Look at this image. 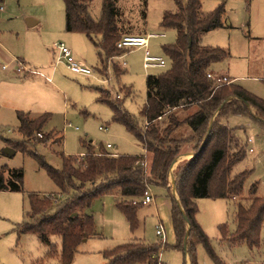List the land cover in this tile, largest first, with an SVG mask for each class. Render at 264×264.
Wrapping results in <instances>:
<instances>
[{
	"label": "rangeland",
	"instance_id": "374dc122",
	"mask_svg": "<svg viewBox=\"0 0 264 264\" xmlns=\"http://www.w3.org/2000/svg\"><path fill=\"white\" fill-rule=\"evenodd\" d=\"M102 2H89L88 10L94 19L101 15ZM219 5L224 8V25L200 36L201 44L217 46L229 53L227 58L212 65L213 71L229 78L237 77L232 84L264 99V0H201V11L210 12ZM0 6V167L19 169L23 174L20 191L0 190V264H62L58 235L49 236V246L36 234L16 228L27 219L30 194H58L59 201L66 197L59 193L45 168L29 151L57 169L62 165L57 151L79 158L86 153L84 142L89 141L95 153L105 150L113 154H142L144 150L136 138L122 124L111 121V110L106 103L98 101L97 88L109 91L111 99L120 100L125 110L143 124L140 110L146 98L145 77L165 71L168 63L165 67L145 68V48L138 47L126 48L112 59L106 60L104 55L100 58L98 49L85 33L65 30L63 0H3ZM117 6L135 33L164 34L148 38L147 50L151 56H161L167 62L162 45L173 43L176 33L160 22L164 11L177 9L174 0H117ZM28 19L34 23L29 25ZM58 43L69 47L74 60L89 67L92 74L70 71L65 60L58 59L55 45ZM19 63L29 72L16 73ZM114 63L123 69L119 76L113 73ZM123 85L130 88L128 94L119 90ZM16 111L30 118L47 114L42 131L59 133L61 143L38 142L34 146L27 143L25 151L14 149L7 140H23L17 129ZM252 112L257 115L254 109ZM223 123L233 130L245 149L244 157L233 166L231 175L242 171H248V175L242 192L236 197L198 198L196 219L213 250L226 264H264V223L261 245L253 249L245 243L224 244L218 230L221 223L227 225L229 232L234 228L238 202L248 204L254 197H264V125L246 114L229 115ZM107 143L112 147L106 148ZM6 148L13 152H5ZM194 154L195 150L180 153L177 156L181 158L180 163L170 167L167 186L171 192H175L176 168ZM150 193L155 203H160V216L169 241V198L162 191ZM58 207L54 203L47 213L52 214ZM88 212L93 215L96 235L78 244L70 264H105L104 250L117 244L151 243L160 239L155 235L157 218L152 204L137 208L136 225L132 229L116 206L113 194L96 198ZM196 256L198 264H214L202 244L196 246ZM159 259L162 264H183L184 255L167 248L161 250Z\"/></svg>",
	"mask_w": 264,
	"mask_h": 264
},
{
	"label": "trees",
	"instance_id": "16d2710c",
	"mask_svg": "<svg viewBox=\"0 0 264 264\" xmlns=\"http://www.w3.org/2000/svg\"><path fill=\"white\" fill-rule=\"evenodd\" d=\"M3 0H0V3ZM91 0H63L65 30L80 31L94 43L100 58L112 59L125 52L116 46L123 35H137L117 6V0H103L99 18L88 10ZM177 9L164 11L160 24L175 30L173 43L162 45L168 68L160 74H147L146 98L140 115L143 124L129 114L110 92L97 88L98 101L111 110V121L122 124L148 155L113 154L105 150L95 153L84 142L86 153L79 158L57 151L60 169L45 163L41 156L29 151L57 185L58 194L29 195L27 219L17 225L20 232H31L49 246L50 235L60 237V260L70 264L78 244L96 235L93 215L88 212L94 200L105 194L115 196L116 206L123 212L131 229L136 225V211L143 205L139 199L150 186L166 188L171 199V222L175 238L170 248L184 255L183 264H198L196 246L202 244L214 264H226L212 248L208 236L199 225L196 214L198 198H232L240 195L248 171L231 175L233 166L245 155L244 146L223 120L232 114H246L264 125V99L237 84H218L207 77L212 65L227 58L228 51L217 46L203 45L201 34L224 25V8L219 5L210 12L201 11V0H174ZM127 25V26H126ZM103 62V59H102ZM167 65V64H166ZM113 64L119 76L123 69ZM106 66H103V71ZM119 90L128 94L129 87ZM254 109L256 116L252 110ZM18 131L23 140H7L14 149L25 151L29 143H61V135L42 131L48 115L30 118L16 111ZM55 138V140H53ZM195 150L174 174L175 192L169 190L171 164L182 152ZM23 174L19 169L0 167V190L20 191ZM59 207L47 213L54 204ZM264 223V197H254L248 204L237 203L234 228L218 226L220 241L245 243L250 249L261 245ZM164 243L127 241L104 250L105 264H155Z\"/></svg>",
	"mask_w": 264,
	"mask_h": 264
},
{
	"label": "built area",
	"instance_id": "2783aa9c",
	"mask_svg": "<svg viewBox=\"0 0 264 264\" xmlns=\"http://www.w3.org/2000/svg\"><path fill=\"white\" fill-rule=\"evenodd\" d=\"M0 9H2L1 6H0ZM152 36H164V34H159V35L148 34L147 36H143L140 34L123 35L118 40L116 46L118 48H122V49L130 48V47L145 48L144 58H143V65L145 68L165 67L167 62L164 60V58H162L161 56H151L149 51L147 50L148 38H150ZM55 45L59 51L58 59L59 60H61V59L65 60L66 65L70 71H72L73 73H79V74H84V75H91L92 74V70L89 67H86L84 64L79 63V62L74 60L69 47H67L63 43H58ZM3 68L6 69V67H4V66H3ZM23 72H29V70H27L23 64L19 63L16 67V73L21 74ZM31 73H33V72H31ZM207 77L214 78L218 84H229L234 80L233 78H229L227 76H222V75H216V74L211 73V72L207 73ZM100 129H102V128L100 127ZM248 141H250V139H248ZM106 147L111 148L112 146L109 143H107ZM249 151H252L251 147H249ZM151 201H152V195H151L150 190L148 188L144 191V193L142 195L141 203L146 204V203H149ZM155 232L160 237L161 242L164 244L166 242V236H165V232H164V229H163L161 224H157L155 226ZM159 256H160V254H159ZM155 264H162V262L160 259L158 260V258H157V261Z\"/></svg>",
	"mask_w": 264,
	"mask_h": 264
},
{
	"label": "crops",
	"instance_id": "0c3cea01",
	"mask_svg": "<svg viewBox=\"0 0 264 264\" xmlns=\"http://www.w3.org/2000/svg\"><path fill=\"white\" fill-rule=\"evenodd\" d=\"M225 76H226V75H225ZM233 78H237V77H233ZM106 148H107V147H106ZM143 150H144V149H143ZM142 154H144L145 156L148 155V154L146 153L145 150H144V152H143ZM137 155H138V154H137ZM180 161H181V158L178 157L177 160L175 159V161H174V163H173V165H172L171 167H173V168L176 167V166L178 165V163H180ZM171 177H172V176H171ZM152 191H162V192H164V195H165L166 197L169 198L170 204H169V206H168V210H169V213H170V235H169L170 239H169V241L166 240L165 244L167 245V248H168V249H173V248H170V246L174 245V243H175V238H174L173 229H172V222H171V199H170V197H169V195H168V192H167L168 190H167L166 188H164V187L154 186L152 189H150V192H152ZM171 193H173V192H171ZM151 195H152V201L149 202V203L143 204V205H150V204L153 205V211H154V214L156 215V218H157V224H161V225H162V227H163V229H164V232H165V236H166L165 227H164V224L162 223V220H161V217H162V216H160V214H161L160 203H159V204L155 203L154 195H153V194H151ZM168 218H169V217H168ZM199 225H200V224H199ZM155 226H156V225H155ZM155 235L158 236V235L156 234V232H155ZM159 238H160V237H159ZM219 239H220V237H219ZM85 240H87V238H86ZM160 241H161V240L159 239V240L156 241V242H160ZM151 243H153V242H151ZM223 243L226 244V245H230V244H231V243L229 242L228 239H225V240L223 241ZM167 248L162 249V247H161L160 251H161V250L164 251V250H166ZM175 250H176V249H175ZM178 251H179V250H178ZM160 253H161V252H160ZM185 260H186V263L189 264V259H188L187 256L185 257Z\"/></svg>",
	"mask_w": 264,
	"mask_h": 264
},
{
	"label": "water",
	"instance_id": "95a60500",
	"mask_svg": "<svg viewBox=\"0 0 264 264\" xmlns=\"http://www.w3.org/2000/svg\"><path fill=\"white\" fill-rule=\"evenodd\" d=\"M27 21H28V24H29V25H31L32 23H34L33 21L31 22V19H28ZM5 152L12 153L13 150L10 149V148H6V149H5Z\"/></svg>",
	"mask_w": 264,
	"mask_h": 264
}]
</instances>
